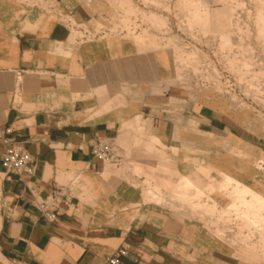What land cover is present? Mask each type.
<instances>
[{
  "label": "crops",
  "instance_id": "1",
  "mask_svg": "<svg viewBox=\"0 0 264 264\" xmlns=\"http://www.w3.org/2000/svg\"><path fill=\"white\" fill-rule=\"evenodd\" d=\"M32 1L0 0V264H103L123 244L122 264H264L233 240L252 217L223 238L147 193L183 177L212 187L214 204L244 210L219 182L232 177L264 195L261 121L218 93L181 86L169 50L77 34L105 21L108 0ZM96 137L114 139L130 164L95 158ZM12 143L31 153L32 173L2 167ZM58 185L74 196L51 223L32 199Z\"/></svg>",
  "mask_w": 264,
  "mask_h": 264
},
{
  "label": "rangeland",
  "instance_id": "2",
  "mask_svg": "<svg viewBox=\"0 0 264 264\" xmlns=\"http://www.w3.org/2000/svg\"><path fill=\"white\" fill-rule=\"evenodd\" d=\"M29 1L33 2L32 0ZM108 1L112 10L122 9L123 11L126 10L127 13L140 14L152 28L151 30L143 29L138 35L127 34L128 36H134L140 42L149 43L153 48L169 50L172 57L175 53V61L181 62L190 59L186 61L187 64H191L192 62L189 61H193L195 65L207 64L211 68L218 69L228 68L231 59L233 66L237 63L239 64L240 61L243 64L245 63L249 71L245 80L246 96L239 99L240 101L236 103L239 107L236 104L231 105L235 109L250 111L264 126V0ZM145 5L149 8L148 13L143 8ZM163 10L165 14H163ZM181 14L185 17L184 21H182ZM166 17H168V24ZM124 21L126 22L125 25L131 23V21H127V18ZM114 24L115 21L110 24L108 20L97 23L96 29L91 30V34L94 35L98 31L105 29L109 31L106 32L105 30L102 34H114ZM167 25L169 29L163 30V27ZM77 34L83 35L79 31H77ZM91 36L89 35L88 37ZM170 36L173 38L178 36L179 42L183 46L180 47L175 43L171 44L168 41ZM166 47H173L174 52L172 53V49H167ZM179 69L177 68V70ZM231 72L238 78L239 72L237 69L234 68ZM238 98L240 97L237 96ZM132 167L134 171H139L134 164ZM139 175L141 174L139 173ZM182 178L177 183L170 181L164 186L155 185L157 186L155 190L162 193L165 197L163 204L166 203L165 205L200 220L205 227L214 229L219 237H227L226 234L230 232H233L236 236L239 226L244 225V220L246 219L243 215V209L239 208L237 210L239 213L237 217L236 213L230 208L226 210L225 207H220L217 203L214 204V199L210 201L212 197L210 192L213 189L210 186L202 189L189 180L190 184L187 192L191 196V202L183 203L174 200V206L168 203L167 199L174 196ZM147 179L144 176L143 182L148 183ZM224 183V179L219 182L220 189ZM148 184L151 186V183ZM163 187L165 190L161 191ZM209 204H214L212 206V214L203 215L205 208L210 206ZM252 228L254 229L252 240L256 242L260 238V230H255L254 226ZM261 231L264 233V229ZM245 234H249V231L243 227V235ZM243 235L241 238H233L235 240L234 243L244 242ZM243 242L242 244L244 245ZM252 250L264 258V255H261L259 250Z\"/></svg>",
  "mask_w": 264,
  "mask_h": 264
},
{
  "label": "built area",
  "instance_id": "3",
  "mask_svg": "<svg viewBox=\"0 0 264 264\" xmlns=\"http://www.w3.org/2000/svg\"><path fill=\"white\" fill-rule=\"evenodd\" d=\"M118 2V0H115ZM121 8V6L119 5ZM148 13V6L143 7ZM165 14V11H162ZM170 14V13H169ZM168 16V14L166 13ZM177 15L180 16L179 13ZM182 15V14H181ZM112 18V20H111ZM131 21L129 25H125V19ZM167 24H168V17ZM184 15H182V21H184ZM105 20L109 23L114 24V34L109 35H121L136 39L134 36H128L127 34L138 35L143 29L151 30L152 28L144 21V18L140 14L127 13L126 10L113 9L111 15ZM168 30L169 26L163 27V30ZM95 30V29H94ZM106 32L109 31L105 29ZM105 30H100L94 35L91 34L89 29H81L83 37L87 38L102 34ZM179 30V29H178ZM168 41L173 44H178L180 47L183 46L179 41V37H168ZM137 40V39H136ZM167 41V42H168ZM166 42V43H167ZM170 45V44H169ZM167 48V47H166ZM172 49L173 47H168ZM167 48V49H168ZM175 56V53L173 54ZM173 56L174 70L178 83L186 88L204 91L211 90L215 93L220 94L229 100L230 104H236L239 99L246 96V83L245 80L248 77L249 71L242 61H237L239 64L234 66L231 64L232 59L229 61L228 68H211L207 64H187L186 61H175L176 57ZM185 56V55H184ZM192 58V57H190ZM241 63V64H240ZM177 68H180L177 70ZM237 69L239 72L238 78L231 72L233 69ZM236 95V96H235ZM237 96L240 97L237 99ZM237 107L238 104H236ZM91 152L93 156L104 163L112 164L118 167H126L130 164V156L128 153L120 147V145L112 138L108 137H96L91 142ZM33 159L31 153L20 143L10 144L2 154L1 165L4 169L10 172L21 174L33 172ZM73 190L70 185H58L50 192L46 197L34 195L32 201L39 209L41 216L48 222H55L58 219L59 209L62 204L66 203L73 197ZM128 253V246L123 244L118 248L114 249L112 253L106 257L103 264H122V258ZM13 264H24L21 260H14Z\"/></svg>",
  "mask_w": 264,
  "mask_h": 264
},
{
  "label": "bare ground",
  "instance_id": "4",
  "mask_svg": "<svg viewBox=\"0 0 264 264\" xmlns=\"http://www.w3.org/2000/svg\"><path fill=\"white\" fill-rule=\"evenodd\" d=\"M260 18V17H259ZM263 19V18H262ZM225 47V46H224ZM246 62V61H245ZM232 63V62H231ZM245 64V63H244ZM223 179L225 180V183L223 184V186L221 187V189L226 193V195L234 200L233 202L235 203L236 201L237 202H240V205L244 206L245 209L243 210V215L246 217V220L247 218L250 219V217H252V221H253V217H257L258 220H260L259 222L261 223H258V221L254 220L256 224H254L251 219L250 220H247V221H251L250 223L246 222V220H244L246 223V226L244 225H241L242 227L244 226V228H248L249 230V234H248V238L246 237L244 239V246L248 247V248H251V249H257L260 251V254L261 255H264V238L262 237L263 235L260 233V238L257 240L258 242H253L252 238L250 237H253V228H252V225L254 226L255 230H261L264 229V224L262 221H264V195L259 193V192H256L254 191L251 187H247V186H242L240 183H238L234 178L232 177H228V176H223ZM182 180H185V179H181ZM188 180V179H186ZM182 181L180 187L177 189V197L179 199H183V201L186 199L189 200V196H188V192H187V188H188V185H189V181ZM150 188V187H148ZM151 189V188H150ZM158 189V188H157ZM229 189V190H228ZM149 192V194H151V197H149L150 200H153V201H156L157 203H163V197H161V194L155 190V189H151V192L150 191H147V193ZM176 193V192H175ZM148 194V195H149ZM147 197V196H146ZM145 197V198H146ZM147 199V198H146ZM178 199V200H179ZM236 199V200H235ZM149 200V201H150ZM169 200V199H168ZM240 200V201H239ZM167 201V200H165ZM181 201V200H180ZM191 201V200H190ZM172 202V200H171ZM188 202V201H186ZM169 203V202H168ZM214 203H215V200H214ZM234 203H231L232 206L234 205ZM244 203V205H243ZM166 204V203H165ZM173 204V203H172ZM171 204V205H172ZM237 205V204H236ZM239 205V203H238ZM240 206V207H242ZM230 207V206H229ZM237 207V206H234V208ZM231 209V208H230ZM212 207L210 208H205V211L203 212V215L205 214H212ZM227 210H229V208H227ZM233 212L236 213L237 217H238V212L237 210L238 209H231ZM192 211V210H191ZM193 213V212H192ZM235 216V215H234ZM242 217V216H241ZM222 221V220H221ZM243 223V222H242ZM258 223V224H257ZM214 224V223H213ZM260 224V225H259ZM241 226H239V230L241 231ZM243 232V231H242ZM259 232V231H258ZM238 233V232H237ZM241 233V232H239ZM237 236V234H236ZM239 236H241L239 234ZM239 236L235 237L233 236L234 239H237L239 238ZM246 236V235H243V237ZM256 240V239H255ZM240 241V240H239ZM241 242V243H242Z\"/></svg>",
  "mask_w": 264,
  "mask_h": 264
}]
</instances>
